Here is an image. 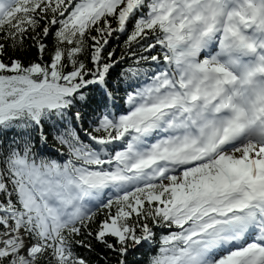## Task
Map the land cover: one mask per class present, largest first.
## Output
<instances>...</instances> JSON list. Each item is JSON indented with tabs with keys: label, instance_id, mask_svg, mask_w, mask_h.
I'll return each instance as SVG.
<instances>
[{
	"label": "snow or ice",
	"instance_id": "6c2138e0",
	"mask_svg": "<svg viewBox=\"0 0 264 264\" xmlns=\"http://www.w3.org/2000/svg\"><path fill=\"white\" fill-rule=\"evenodd\" d=\"M0 264H264V0H0Z\"/></svg>",
	"mask_w": 264,
	"mask_h": 264
}]
</instances>
